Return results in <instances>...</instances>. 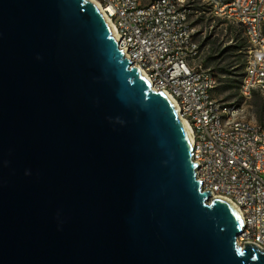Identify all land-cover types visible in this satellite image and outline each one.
<instances>
[{
    "label": "water",
    "instance_id": "obj_1",
    "mask_svg": "<svg viewBox=\"0 0 264 264\" xmlns=\"http://www.w3.org/2000/svg\"><path fill=\"white\" fill-rule=\"evenodd\" d=\"M118 40L87 0H0V264H264Z\"/></svg>",
    "mask_w": 264,
    "mask_h": 264
},
{
    "label": "built area",
    "instance_id": "obj_2",
    "mask_svg": "<svg viewBox=\"0 0 264 264\" xmlns=\"http://www.w3.org/2000/svg\"><path fill=\"white\" fill-rule=\"evenodd\" d=\"M213 1L214 11H230L246 21L251 36V46L245 50L249 56V83L252 78L264 80V29L261 28V34H254L258 17H264V0H233L223 6H216V0ZM115 4L124 15L123 49L134 52L135 64L152 69L159 77V90L171 88L174 100L175 90H182L188 97V105H184L188 112L208 116L211 110L208 90L218 81L216 72L201 59L200 47L180 46V31L197 34L179 16V6L191 7V4L165 0L161 9H153L148 3L127 5L126 0H115ZM99 5L115 34V23L104 11V5ZM192 159H201L206 164L205 176H197L196 169L195 173L196 177H205L201 188L210 190V196L217 192L242 193L245 211L249 214V230L237 243L243 246L244 239L264 237V127L242 129L241 135L229 142H222L218 137L204 138L198 157Z\"/></svg>",
    "mask_w": 264,
    "mask_h": 264
},
{
    "label": "bare ground",
    "instance_id": "obj_3",
    "mask_svg": "<svg viewBox=\"0 0 264 264\" xmlns=\"http://www.w3.org/2000/svg\"><path fill=\"white\" fill-rule=\"evenodd\" d=\"M100 10V5H104V11L107 12L111 21L115 23V34L118 36V47L122 50L123 55L128 58L133 66L137 68L139 73L143 75L151 87L158 90L175 108L180 117L188 135L192 138V158L198 157V152L203 147V139L212 140L213 137L220 138L222 142H229V140L237 139L241 135L242 129L249 128V130H256L259 124L247 120L244 115V107L247 100L251 97L253 91H259L264 94V80L259 78H252L249 83V56L245 55L246 46H251V36L248 34V25L242 18L237 17V14L230 11H214L213 0H201L202 8L195 13L211 14L212 18H220L225 22H229L237 26L245 40V48L240 50L244 53V64L241 68L242 74L238 82L239 99L230 100L227 102L219 101L214 96V90L218 85V81L212 83L208 90V103H210L211 110L207 114H194L184 109V105H188V97L182 90H175V100L171 95V88H164L159 90V77H157L152 69L146 67H138L135 64V54L129 49H123L124 41V15L123 12L115 4V0H87ZM127 5L144 6L153 5V9H161V3L165 0H148L146 3H141L140 0H126ZM170 2H188V0H170ZM233 0H216V6H223L231 4ZM192 4V3H190ZM190 11H195L188 6H179V16L181 20H187L188 26H192L195 30V25L190 21ZM109 23V22H108ZM110 24V23H109ZM111 26V25H110ZM261 28L264 29V17H258V24H254V34H261ZM113 29V28H112ZM114 31V30H113ZM180 46L184 49H194L200 47L199 42L195 38V32L180 31ZM216 77L217 73H216ZM249 83V84H248ZM216 100V101H215ZM207 124V126H205ZM261 126V125H260ZM262 127V126H261ZM205 130V131H204ZM191 132V133H190ZM196 164L197 176H205L206 164L201 159H194ZM201 185H205V177H197ZM212 197L225 199L231 204H235V209L239 213L243 226L236 241L242 238V235L249 230V214L245 211V202L242 199V193L236 192H217L213 193ZM245 243H253L264 250V237H250L244 239Z\"/></svg>",
    "mask_w": 264,
    "mask_h": 264
},
{
    "label": "rangeland",
    "instance_id": "obj_4",
    "mask_svg": "<svg viewBox=\"0 0 264 264\" xmlns=\"http://www.w3.org/2000/svg\"><path fill=\"white\" fill-rule=\"evenodd\" d=\"M148 0H140L141 3H146ZM191 4V8H202L201 0H188ZM197 11H190L189 19L195 25L197 34L195 36L196 40L201 43V41L206 37L207 42L211 45L212 42L215 44H221L222 46L228 45L235 40V38L243 39L241 30L231 24L226 23L220 18H212L209 14L195 13ZM202 15L203 20L198 21L199 16ZM209 45L200 47L201 59L204 61V57L207 53H211ZM218 76V85L214 90V96L222 102H227L230 100L239 99L238 87L236 89H226L223 90V86L227 83L228 77L221 72H216ZM240 73L242 70H236L231 78H240ZM239 74V75H238ZM247 120L253 121L262 127H264V94L259 91H253L251 97L247 100L244 107V115ZM264 177V174H262Z\"/></svg>",
    "mask_w": 264,
    "mask_h": 264
},
{
    "label": "trees",
    "instance_id": "obj_5",
    "mask_svg": "<svg viewBox=\"0 0 264 264\" xmlns=\"http://www.w3.org/2000/svg\"><path fill=\"white\" fill-rule=\"evenodd\" d=\"M225 1V0H221ZM194 10H198V8H192ZM202 15L199 16L198 21H202ZM200 47L209 45L207 42V38L205 37L201 43H199ZM245 40L235 38L232 43L222 46L221 44H215L214 42L209 45L211 53H207L205 55L204 63L206 66H210L212 71L221 72L222 74L229 76L227 83L224 84L223 90L238 87V79L231 78L230 75L242 68L244 64V53L240 50L245 48ZM239 75V74H238Z\"/></svg>",
    "mask_w": 264,
    "mask_h": 264
}]
</instances>
